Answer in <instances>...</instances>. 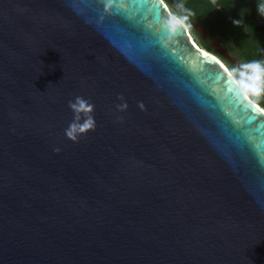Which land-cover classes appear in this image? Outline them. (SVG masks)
Listing matches in <instances>:
<instances>
[{"label": "water", "instance_id": "1", "mask_svg": "<svg viewBox=\"0 0 264 264\" xmlns=\"http://www.w3.org/2000/svg\"><path fill=\"white\" fill-rule=\"evenodd\" d=\"M190 35L164 0H0V264H264V111Z\"/></svg>", "mask_w": 264, "mask_h": 264}, {"label": "trees", "instance_id": "2", "mask_svg": "<svg viewBox=\"0 0 264 264\" xmlns=\"http://www.w3.org/2000/svg\"><path fill=\"white\" fill-rule=\"evenodd\" d=\"M169 7L178 12L185 23L190 17L201 23L208 34L217 33L228 44L229 52L236 53L239 60L246 61L258 75H264V25L252 23V19L264 21V0H174L181 7L164 0ZM183 11V13H182ZM202 48L213 53L214 48L207 45L191 26ZM262 35V36H261ZM231 72L241 83L255 103H263L251 90L249 81L229 60ZM258 103V104H259ZM264 106V103L262 104Z\"/></svg>", "mask_w": 264, "mask_h": 264}, {"label": "rangeland", "instance_id": "3", "mask_svg": "<svg viewBox=\"0 0 264 264\" xmlns=\"http://www.w3.org/2000/svg\"><path fill=\"white\" fill-rule=\"evenodd\" d=\"M167 1H170L172 3L175 2L174 0H167ZM169 9L174 15H176L177 17H180V18L183 19V17L178 12H176L174 9H172L171 7H169ZM178 9L181 10V7L178 6ZM261 10L264 12V9H261ZM182 13H183V11H182ZM251 21H252V23L257 24V25H259V24L264 25V21H262V20L252 19ZM188 22H189V24H191L192 22H196L197 23V21L194 19V17H190L188 19ZM188 22H186V25L189 27V30L191 31V35L193 36L195 41L199 44L198 38L192 32L190 26L188 25ZM263 37H264V34H263ZM202 40L207 45L211 46L212 48H213L214 44H219V46L221 48H223V49H225L227 51V53H228V55L230 57L235 59L236 64H234V65L239 68V70L242 72L244 77L249 81V83H250V85L252 87L251 90L259 98V100H261L264 103V75L263 74L262 75H258L257 73H255L253 68L246 61L238 59V56H237L236 53H233V55L230 54L229 48H228V44H227L226 40L224 38H222L219 34H217L215 32L212 33V34H208L206 32L205 37L202 38ZM213 53L215 55H217L218 58L223 63H225V65L229 68L230 71H232L230 65L228 64V62L225 61V60H227L226 58H223L215 49H214ZM258 103H259V101H258ZM262 104L259 103V105L264 108V106Z\"/></svg>", "mask_w": 264, "mask_h": 264}, {"label": "bare ground", "instance_id": "4", "mask_svg": "<svg viewBox=\"0 0 264 264\" xmlns=\"http://www.w3.org/2000/svg\"><path fill=\"white\" fill-rule=\"evenodd\" d=\"M191 36V35H190ZM191 38H192V40L194 39L192 36H191ZM193 41H195V40H193ZM195 44L198 46V44H197V42L195 41ZM198 47H200V46H198ZM203 50H205L204 48H203ZM217 59L219 60V62L224 66V68H226V70H228L229 72H231L230 70H229V68L225 65V63H223L218 57H217ZM249 96V95H248ZM250 98V97H249ZM251 99V98H250ZM260 108H262V110L264 111V108L263 107H261L258 103H256Z\"/></svg>", "mask_w": 264, "mask_h": 264}, {"label": "snow or ice", "instance_id": "5", "mask_svg": "<svg viewBox=\"0 0 264 264\" xmlns=\"http://www.w3.org/2000/svg\"><path fill=\"white\" fill-rule=\"evenodd\" d=\"M85 127H87V125H85ZM69 135H71V133H69Z\"/></svg>", "mask_w": 264, "mask_h": 264}, {"label": "clouds", "instance_id": "6", "mask_svg": "<svg viewBox=\"0 0 264 264\" xmlns=\"http://www.w3.org/2000/svg\"><path fill=\"white\" fill-rule=\"evenodd\" d=\"M174 15V14H173ZM176 16V15H175ZM179 18V17H178ZM217 56V55H216ZM218 57V56H217Z\"/></svg>", "mask_w": 264, "mask_h": 264}]
</instances>
